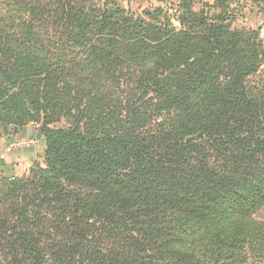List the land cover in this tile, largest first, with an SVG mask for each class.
I'll use <instances>...</instances> for the list:
<instances>
[{"label":"trees","instance_id":"1","mask_svg":"<svg viewBox=\"0 0 264 264\" xmlns=\"http://www.w3.org/2000/svg\"><path fill=\"white\" fill-rule=\"evenodd\" d=\"M214 1L179 0L176 26L0 0V121L46 142L45 166L0 180V264L264 262V47Z\"/></svg>","mask_w":264,"mask_h":264},{"label":"rangeland","instance_id":"2","mask_svg":"<svg viewBox=\"0 0 264 264\" xmlns=\"http://www.w3.org/2000/svg\"><path fill=\"white\" fill-rule=\"evenodd\" d=\"M100 5L107 0H96ZM116 1L126 10L131 11L135 15L144 16L146 12H154L157 8H164L173 17V23L176 26H180V18L183 16L179 14V0H108ZM214 0H194V8L197 10L204 9L209 11L210 15H216L220 12V9L214 7ZM230 14L229 22L233 28L252 30L254 29L260 35L264 47V9L261 6L253 3L250 0H238L231 4L227 10ZM32 125L41 133V126L34 122H29L24 126H17L14 123H8L7 121H0V159H3L6 154L11 152L16 147H31L32 145L38 144V136L31 138H19L12 141L11 136L17 135L22 129ZM66 123L64 121L55 123L54 127H63ZM44 137V136H43ZM4 138L3 142L1 140ZM45 140V138H44ZM33 149V148H32ZM46 149V142H45ZM45 149L41 153L34 157L31 162L30 168L27 169L24 175L29 174L30 170L35 168L37 165L45 166ZM13 176H17L14 174ZM10 176V177H13ZM5 176H0V180ZM259 218H264V208L258 212ZM258 264H264L260 262Z\"/></svg>","mask_w":264,"mask_h":264},{"label":"crops","instance_id":"3","mask_svg":"<svg viewBox=\"0 0 264 264\" xmlns=\"http://www.w3.org/2000/svg\"><path fill=\"white\" fill-rule=\"evenodd\" d=\"M38 131L34 126L27 125L17 135L11 136L12 141H14L19 138H31L37 135L39 137L38 144L32 145L31 147H16L6 154L3 159H0V176L10 177L14 174L21 176L28 171L27 169L30 168L34 157H37L45 149L44 137L43 135H39ZM3 140L4 138L1 142Z\"/></svg>","mask_w":264,"mask_h":264}]
</instances>
